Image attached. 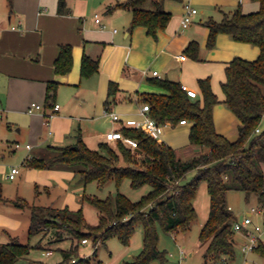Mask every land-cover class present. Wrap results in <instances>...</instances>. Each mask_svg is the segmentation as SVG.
<instances>
[{"label": "crops", "instance_id": "0c3cea01", "mask_svg": "<svg viewBox=\"0 0 264 264\" xmlns=\"http://www.w3.org/2000/svg\"><path fill=\"white\" fill-rule=\"evenodd\" d=\"M124 1L66 0V9L61 10L60 0H0V178L18 180L13 191L8 189L9 199H31L33 185L43 183L51 198H54L52 189L60 191V196L52 200L53 205L74 210L83 208L84 194L80 190L83 183H87L73 169L29 167L25 165L26 159L44 154L50 145L75 142L79 131L92 149H101L102 143H116L108 141L106 134L122 126H137L144 118V94L170 93L156 84L154 78L187 84L196 89L199 96V80L210 78L219 99L213 106L215 127L231 141L238 139L241 120L224 102L222 84L226 80V68L237 57L258 58L261 49L225 32L218 33L215 45L210 47V27L205 22L211 18L220 21L225 13L238 7L246 13L257 11L261 7L260 0H165L164 6L172 16L156 35L144 25L130 31L133 17L130 9L121 6L109 9L110 5ZM188 4L198 11L193 14L192 23L184 27L181 21ZM96 14L100 21L96 20ZM192 42L198 45L196 56L186 51ZM65 44L72 46L73 64L69 72L59 74L55 61ZM85 54L100 60L99 70L89 77L82 76ZM111 82L118 87L109 97ZM53 83H56L55 94L49 93ZM107 99L111 100L109 111L117 113L118 120L107 111ZM33 104H41L43 110ZM55 104L60 105L59 109L47 118ZM191 126L190 121L167 122L161 127L159 141L171 144L183 159L198 155L204 149L189 144ZM15 166L20 171L14 178L8 177ZM74 180L80 186L74 185ZM59 199L60 203H55ZM253 199L258 200V196L254 194ZM0 203L12 204L10 201ZM12 207L0 206V232L9 233V227L13 228L10 231H17L21 217L30 216L29 206ZM261 210L264 215V209ZM235 216V221H240L243 215ZM88 244L90 242L83 243ZM94 251L95 247L85 256L95 258L94 264H103ZM52 254L53 251L48 255ZM61 262L62 259L57 264H63ZM30 264L46 263L33 260Z\"/></svg>", "mask_w": 264, "mask_h": 264}, {"label": "trees", "instance_id": "16d2710c", "mask_svg": "<svg viewBox=\"0 0 264 264\" xmlns=\"http://www.w3.org/2000/svg\"><path fill=\"white\" fill-rule=\"evenodd\" d=\"M10 2L12 0H9ZM61 10L66 9V0H60ZM165 0H126L110 5L109 9L121 6L133 13L130 31L144 25L156 35L165 28L172 13L164 6ZM257 11L243 12L238 7L224 14L220 20L209 19L208 45H215L220 32L230 34L239 41L250 42L260 47L258 58L247 60L237 57L226 68V80L222 87L224 102L241 120L239 137L231 141L219 133L213 119V106L219 99L213 91L210 78H201V96L192 98L182 84L170 79L153 81L168 89L169 94H144L150 104V115L159 123L177 124L182 119L192 122L189 133L191 146L206 147L202 153L183 159L177 149L166 141H159L140 127L122 126L127 137L136 139L138 147L132 150L118 140L117 148L102 143L101 149H92L84 141L81 132L75 142L67 145H50L41 155L28 157L25 165L36 168L69 167L85 182L97 181L105 185L114 180L117 187L124 179H130L133 188L145 184L152 189L138 200H132L118 191L106 198L95 195L83 196V201L93 205L99 214L97 223L88 222L83 208L74 210L53 205L29 204L23 197L7 199L0 182V201H10L18 207L31 209L29 239L40 235L35 244L22 243L17 238L0 243V264H16L27 256L32 248H46L52 243L70 239L68 248H61L63 264H94L90 256L80 255L83 239H87L97 252L99 243H106L118 236L128 244L139 222L144 225V245L141 251L123 264H152L156 259L164 261L166 252L159 247L158 224L166 232L188 231L198 217L194 200L200 183L207 182L210 196V212L200 231V240L206 244L203 253L205 262L218 264L226 257L235 256V214L230 208L228 193L240 190L247 195L256 194L264 209V129L257 131L264 119V0ZM187 53L196 56L198 45L192 42ZM99 58L85 54L82 61V76L89 77L99 70ZM73 64L72 46H61L55 61L57 73H67ZM110 83L109 97L117 90ZM56 92V83L49 93ZM52 95L49 94V98ZM111 100L107 99L106 108ZM195 176L187 181L189 172ZM254 248L264 253L259 242ZM47 249H50L47 247Z\"/></svg>", "mask_w": 264, "mask_h": 264}, {"label": "rangeland", "instance_id": "374dc122", "mask_svg": "<svg viewBox=\"0 0 264 264\" xmlns=\"http://www.w3.org/2000/svg\"><path fill=\"white\" fill-rule=\"evenodd\" d=\"M261 129H264V119L260 125ZM20 145V144H19ZM114 148H117V143L110 144ZM206 150V147H203ZM16 162V161H15ZM195 176V171H191L188 173L186 180L189 181ZM0 182H2L5 190V198L9 199L7 196L11 189L12 191L15 189V183L17 181L4 180L0 178ZM74 185H77L76 180H74ZM85 185L83 183V188L80 190L82 194L86 195H95L100 198H106L109 194H115L118 189L122 193L126 194L132 200H138L143 195L147 194L152 186L149 184H145L139 188H133L131 186L130 179H124L119 188L116 185L114 180L109 181L107 184L100 185L97 181L86 182ZM29 191V190H28ZM32 197L31 199L23 197L28 201L29 204H43L53 205L52 200H56L60 196V191L52 189V197L51 198L47 194L46 186L43 183L33 185L31 189ZM57 193V194H56ZM62 194V192H61ZM38 195V196H37ZM253 195H249L247 197V193L240 190H231L228 193V201L232 205L235 214L240 217L242 214L244 217L249 216L247 212L253 206L263 208L260 206L258 200L253 199ZM251 196V197H250ZM35 197V198H34ZM55 203H60V199L55 201ZM11 204V203H8ZM13 204V203H12ZM5 205V203H0V206H10L14 207V205ZM53 205V206H57ZM84 213L85 216L90 223H96L98 221V210L88 202L84 204ZM194 205L198 212L197 219L193 222L191 228L188 231H178V232H166L163 227L158 224V232H159V247L166 252V258L164 261L160 259H156L152 262V264H213L211 262H205L203 257V253L206 247L200 240V231L207 221L209 212H210V196L208 193L207 182L203 180L200 183L198 194L194 200ZM259 205V206H258ZM252 206V207H251ZM12 207V208H13ZM30 209V207H29ZM30 216L23 215L21 217V225L18 227L17 231L13 230L12 227L7 228L9 233L14 235V238L20 239L22 243H27L28 241L32 244H35L40 235L32 236L29 239V235L27 234L28 225H30L31 221V209L29 212ZM252 223L250 225L244 226L242 229H235V256L234 258L226 257V261L220 262L218 264H264V253L259 251L256 248L248 249L246 248L247 243H251L252 237L255 236L257 240V244L260 241L264 243V215L263 214H252ZM259 226V228H257ZM26 229V230H25ZM9 233L1 230L0 232V243L10 242L12 238ZM71 245L70 239H64L59 242L52 243L47 247L53 251L52 255H48L47 251L49 249L46 248H32L30 253L21 258L16 264H30V261H43L46 264H57L62 259L61 248H68ZM144 245V225L142 222H139L135 231L132 234L130 242L128 244H124L118 236H112L107 239L106 243H99L97 248L96 257L102 260L103 264H123L125 260L131 259V257L137 255ZM93 244L90 242L88 245L80 246V256L88 254L92 250ZM27 257V258H26ZM96 262V259H94Z\"/></svg>", "mask_w": 264, "mask_h": 264}, {"label": "built area", "instance_id": "2783aa9c", "mask_svg": "<svg viewBox=\"0 0 264 264\" xmlns=\"http://www.w3.org/2000/svg\"><path fill=\"white\" fill-rule=\"evenodd\" d=\"M186 12L184 13L183 17H182V25L184 27L189 26L192 23V16L193 14L197 13L198 9L195 7L190 6L189 4L186 6ZM96 20L100 21L99 15L96 14ZM13 28H17L16 26H13ZM1 36V34H0ZM182 88L184 90L187 91L188 95L192 98H196L199 96L198 91L196 89H193L191 87H189L187 84H182ZM33 106L42 111L43 110V106L41 104H33ZM60 105L59 104H55L53 107V112L48 113L46 116L47 118H50L58 109H59ZM32 109V108H31ZM150 104L149 103H145L142 107V113L144 114V118L140 121H138L137 126L136 127H140L143 130H145L148 134H150L151 136H153L154 138H157L159 140L160 138V134H161V127H162V123H159L155 118H153L150 115ZM110 114L113 116V118L115 120L119 119V115L113 111H109ZM188 121L186 119H182L180 120V123H187ZM261 128H257V131H260ZM106 138L108 141H118L121 140L124 144H126L127 146H129L132 150H135L138 147V141L136 139L127 137L123 134V132L121 130H113L110 131L106 134ZM17 146H19V143L16 144ZM28 147L30 148L31 146L28 145ZM20 171V168L18 166L12 167L10 173L8 174V177L10 178H14L17 173ZM261 214L262 210L260 208L257 207H252L251 212L249 213V216H245L243 217L242 220H238L234 223V228L235 229H242L244 226L246 225H250L252 223V218L251 215L252 214ZM257 228H259V226H257ZM257 238L255 236L252 237L251 243H247L246 244V248L251 249L254 248L257 244ZM88 242L87 239H83V243ZM52 253L51 250L47 251V254Z\"/></svg>", "mask_w": 264, "mask_h": 264}, {"label": "water", "instance_id": "95a60500", "mask_svg": "<svg viewBox=\"0 0 264 264\" xmlns=\"http://www.w3.org/2000/svg\"><path fill=\"white\" fill-rule=\"evenodd\" d=\"M243 219V216H241V220Z\"/></svg>", "mask_w": 264, "mask_h": 264}]
</instances>
